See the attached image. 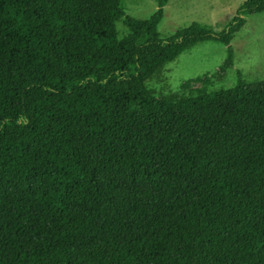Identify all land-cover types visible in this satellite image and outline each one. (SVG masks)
<instances>
[{
    "label": "trees",
    "instance_id": "obj_1",
    "mask_svg": "<svg viewBox=\"0 0 264 264\" xmlns=\"http://www.w3.org/2000/svg\"><path fill=\"white\" fill-rule=\"evenodd\" d=\"M155 1L0 0V264H264V79L180 100L144 83L207 40L232 64L264 0L168 37Z\"/></svg>",
    "mask_w": 264,
    "mask_h": 264
},
{
    "label": "rangeland",
    "instance_id": "obj_2",
    "mask_svg": "<svg viewBox=\"0 0 264 264\" xmlns=\"http://www.w3.org/2000/svg\"><path fill=\"white\" fill-rule=\"evenodd\" d=\"M245 0H169L159 24L162 37L173 35L193 21L224 29ZM126 13L148 18L157 9L155 0H123ZM125 17L117 22L119 37L130 30ZM244 26L231 42L233 63L228 46L207 40L190 47L177 58L162 63L145 80V86L159 99L180 100L190 96L234 87L238 74L250 82L264 79V11L247 16Z\"/></svg>",
    "mask_w": 264,
    "mask_h": 264
}]
</instances>
